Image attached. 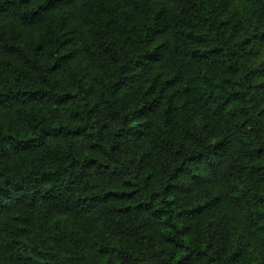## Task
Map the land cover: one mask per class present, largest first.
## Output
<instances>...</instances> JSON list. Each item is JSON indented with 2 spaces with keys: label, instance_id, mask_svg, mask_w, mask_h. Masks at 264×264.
Masks as SVG:
<instances>
[{
  "label": "trees",
  "instance_id": "trees-1",
  "mask_svg": "<svg viewBox=\"0 0 264 264\" xmlns=\"http://www.w3.org/2000/svg\"><path fill=\"white\" fill-rule=\"evenodd\" d=\"M0 264H264V0H0Z\"/></svg>",
  "mask_w": 264,
  "mask_h": 264
}]
</instances>
